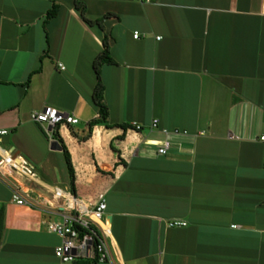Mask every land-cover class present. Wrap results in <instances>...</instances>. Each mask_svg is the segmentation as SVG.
<instances>
[{"label": "crops", "instance_id": "crops-1", "mask_svg": "<svg viewBox=\"0 0 264 264\" xmlns=\"http://www.w3.org/2000/svg\"><path fill=\"white\" fill-rule=\"evenodd\" d=\"M76 2L88 20L108 16L115 61L100 71L110 125L86 140L98 117L103 32ZM54 4L60 13L46 22ZM45 108L80 121L58 126V137L75 196L107 204L116 264H264V0H0V131L8 132L0 145L37 175L9 179L48 205L70 176L59 185L58 139L30 119ZM161 129L189 136L170 137L159 156ZM0 208V264H63L54 254L61 239L46 225L61 217L16 205L1 173ZM176 220L187 226L169 228Z\"/></svg>", "mask_w": 264, "mask_h": 264}, {"label": "built area", "instance_id": "built-area-1", "mask_svg": "<svg viewBox=\"0 0 264 264\" xmlns=\"http://www.w3.org/2000/svg\"><path fill=\"white\" fill-rule=\"evenodd\" d=\"M139 37L138 33L134 34V38ZM59 67L64 70L61 64ZM32 122L42 126L47 138L54 142L56 140L55 133L57 127L61 125L75 126L79 124V119L73 115L60 113L55 108H45L40 112L31 114ZM134 129L142 130V126L135 124ZM150 129L159 130V120H153ZM165 136L158 149L159 156H167L171 147L169 138L172 136H189L187 131L178 129L169 131L167 129L160 130ZM8 135L7 131H0L1 137ZM204 133L194 135L195 138L203 136ZM260 140L264 142V136ZM0 173L11 187L12 201L18 206H40L44 207L48 214H54L61 217L58 222H47V230L49 233L58 236L61 244L55 248V257L63 264H73L80 259H90L97 264H116L111 247L112 231L106 221L107 204L105 200L95 205H87L78 199L71 192H65L55 189L53 195L54 204L43 205L36 199L28 196L26 192L15 182L9 179L12 175L17 174L26 179L36 180L37 175L33 166L26 161H18L13 158L8 150L0 145ZM187 226L184 221H172L168 223L169 228H182ZM237 228V226H233Z\"/></svg>", "mask_w": 264, "mask_h": 264}, {"label": "trees", "instance_id": "trees-1", "mask_svg": "<svg viewBox=\"0 0 264 264\" xmlns=\"http://www.w3.org/2000/svg\"><path fill=\"white\" fill-rule=\"evenodd\" d=\"M75 4H76L75 5L76 10L80 13L83 21L86 24H88L90 27L98 26L101 29V31L103 32V46H104V48H103V51L96 57V59L94 61V70H95L96 76H97V84H96V87H95L93 95H92V101L98 110V117L89 122L88 126H89L90 132L88 133V135L86 137L82 138V140H86L90 137L91 130L93 127H95L97 125H106V126L110 125L109 124V117H110L109 116V108H108L106 101H105V86L102 82L100 71H101V68L103 67V65H113V64H115V61H114L113 57L111 56V53L109 50V45H110L109 44V36L105 33V28L103 26L104 20L108 16L102 20H96V21L88 20L85 16V14H86L85 5L81 2H76ZM59 13H60L59 5L54 4L53 7L51 8V10H49V12L47 14L46 22L56 18L59 15ZM121 127L125 128L124 125ZM55 135L58 139L59 145L61 146L60 148L63 151V155H64V158L66 161L68 173L70 176V191L73 195H75V193H76V191H75V172H74V169L72 166L71 157H70V154H69L67 148L65 147L63 142L59 139L57 132L55 133ZM4 232H5V209L0 208V248H1L2 240H3Z\"/></svg>", "mask_w": 264, "mask_h": 264}, {"label": "rangeland", "instance_id": "rangeland-1", "mask_svg": "<svg viewBox=\"0 0 264 264\" xmlns=\"http://www.w3.org/2000/svg\"><path fill=\"white\" fill-rule=\"evenodd\" d=\"M53 161H54V164L57 168V177H58V182H59V185H61L62 187L64 186V183H66L65 185L69 184V174H68V171H67V166H66V161H65V158L63 156V154H60V155H53ZM63 180L65 181L63 183ZM65 191H70V188L67 187V188H64Z\"/></svg>", "mask_w": 264, "mask_h": 264}]
</instances>
